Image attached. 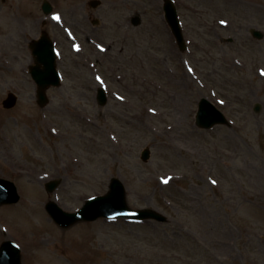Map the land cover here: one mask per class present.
Returning a JSON list of instances; mask_svg holds the SVG:
<instances>
[{
	"label": "rangeland",
	"instance_id": "374dc122",
	"mask_svg": "<svg viewBox=\"0 0 264 264\" xmlns=\"http://www.w3.org/2000/svg\"><path fill=\"white\" fill-rule=\"evenodd\" d=\"M48 1L50 14L42 0H0V177L20 194L0 205V243L16 241L22 264H264V37L249 33L264 31V0H242L248 6L231 25L216 21V31L235 41L224 42L221 59L210 51L199 68L188 42H203L199 18L180 0L183 52L161 0H131L129 11L112 9L111 0L96 8L89 0ZM192 1L211 20L217 15L220 2L208 10V0ZM134 13L138 26L122 20ZM118 19L122 25L113 24ZM41 31L55 42L62 77L43 108L28 73L29 43ZM99 86L107 95L102 106ZM11 92L17 103L6 109ZM202 97L227 124L195 125ZM112 177L122 180L130 207L165 220L97 218L61 227L47 214L48 201L76 211L104 194ZM51 179L60 183L48 192Z\"/></svg>",
	"mask_w": 264,
	"mask_h": 264
},
{
	"label": "water",
	"instance_id": "95a60500",
	"mask_svg": "<svg viewBox=\"0 0 264 264\" xmlns=\"http://www.w3.org/2000/svg\"><path fill=\"white\" fill-rule=\"evenodd\" d=\"M42 8L45 12H49L51 10L49 3L46 1L43 2ZM164 10L167 21L169 22L172 30L177 36V39L182 45V36L179 31L176 11L170 1H166ZM132 22L136 25L140 22V18L135 16L133 17ZM253 33L256 36H261L260 32L258 31H254ZM42 35L43 36L39 41H35L31 44L33 54L37 55L36 61H40L44 64V70L32 71V76L38 83V98L41 105L46 102L44 89L50 84L55 85L58 83V74L55 69V57L54 50L52 49V43L45 33ZM40 42H43L44 46L43 44H40ZM98 99L100 104L106 101V97L101 90H99ZM15 101V96L10 94L3 104L5 107H12L15 104ZM257 109L258 106L255 107V110ZM225 122L226 119L220 111H218L208 101L204 99L201 100L196 116V124L198 126L207 128L216 123ZM147 158L148 150L145 149L142 152V159L145 160ZM58 183V180L47 183L45 185L46 190L52 191L58 185ZM18 199L19 194L17 193L14 183L0 178V204L15 203L18 201ZM45 208L52 216L54 221L62 227L69 226L79 220L92 221L100 216L105 218H116L122 216L132 219L155 218L159 221L164 220L162 215L150 209H130L125 202L123 184L117 178L111 179L109 183V191L105 195L87 199L82 207L76 212H65L53 202H48ZM0 264H21L20 249L13 241L6 240L1 244Z\"/></svg>",
	"mask_w": 264,
	"mask_h": 264
},
{
	"label": "flooded vegetation",
	"instance_id": "af4514ba",
	"mask_svg": "<svg viewBox=\"0 0 264 264\" xmlns=\"http://www.w3.org/2000/svg\"><path fill=\"white\" fill-rule=\"evenodd\" d=\"M187 1V4H189L190 9L189 14H191V12L193 11L192 13L194 17L199 18V22L197 25V36L203 41L200 42L198 40H194L193 42V49L198 52L200 58L192 55L191 61L193 65L198 66V64H200L201 62H205L206 59H209L208 53L210 51H215L218 53L219 51H221L222 53L226 51L223 44L218 43V36L216 35L214 37L213 35L214 25L216 24V21L219 22L221 20H225L228 25L233 24L239 17V7L243 5L240 0H208L209 3L206 4L208 6V10H212L213 7L218 2H220V7L217 9V15L214 19L212 18L211 20L210 13L203 11V7L200 3L195 4L192 0ZM130 2L131 0H111V6L114 10L122 9L123 11H129ZM155 6L158 8V3H156ZM122 20L128 22L130 21V16L128 14H124ZM113 24L122 25L123 23H121L118 19L115 20ZM234 41L235 40H231L229 42L233 43Z\"/></svg>",
	"mask_w": 264,
	"mask_h": 264
},
{
	"label": "snow or ice",
	"instance_id": "6c2138e0",
	"mask_svg": "<svg viewBox=\"0 0 264 264\" xmlns=\"http://www.w3.org/2000/svg\"><path fill=\"white\" fill-rule=\"evenodd\" d=\"M167 181H165V183H166Z\"/></svg>",
	"mask_w": 264,
	"mask_h": 264
}]
</instances>
